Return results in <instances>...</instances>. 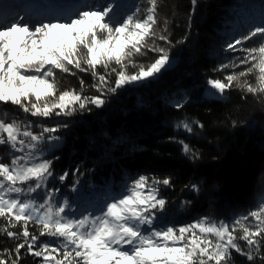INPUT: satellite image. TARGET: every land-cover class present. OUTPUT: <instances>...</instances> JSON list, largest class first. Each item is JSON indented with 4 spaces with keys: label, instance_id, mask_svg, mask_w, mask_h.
<instances>
[{
    "label": "snow or ice",
    "instance_id": "1",
    "mask_svg": "<svg viewBox=\"0 0 264 264\" xmlns=\"http://www.w3.org/2000/svg\"><path fill=\"white\" fill-rule=\"evenodd\" d=\"M147 3L143 18L133 13L115 24L112 5L106 3L77 11L75 18L64 17L63 22L0 24V104L17 106L39 118L71 116L88 104L103 106L100 96L83 95V80L80 91H58L57 69L90 71L97 81L92 87L101 95L155 77L170 65L171 58L165 48L148 43L156 37L158 21L157 0ZM257 36L262 41L259 47H237ZM158 39L169 42L166 35ZM238 50L245 53L239 64L229 60L214 71L246 67L222 80L209 78L206 91L223 96L236 87L264 94V26L233 37L222 49L225 53ZM149 51L158 53L149 64L132 59ZM129 66L135 71L129 73ZM98 67L104 69L103 74ZM112 73L115 86H109L107 79ZM250 75L255 76V84L246 79ZM187 102L186 94L167 101L176 109ZM193 124L203 128L199 121H180L176 127L191 133ZM33 127L31 122L0 118V145L10 148L7 155L11 157L10 162L0 159V218L4 222L0 234L15 242L12 249L0 250V264H22L24 255L41 258L42 264H235L233 253L250 264H264V203L230 222L201 217L178 228L157 229L153 210L165 207L159 186L170 187V177L139 175L98 214L69 216L67 199L59 202V189L48 187L54 173L53 159L47 156L51 145L60 140L53 134L61 126L38 125L39 131ZM178 143L190 160L199 158L189 144ZM67 176L64 172L58 179L63 182ZM191 188L198 190L195 184ZM33 226L34 231L30 230Z\"/></svg>",
    "mask_w": 264,
    "mask_h": 264
},
{
    "label": "trees",
    "instance_id": "2",
    "mask_svg": "<svg viewBox=\"0 0 264 264\" xmlns=\"http://www.w3.org/2000/svg\"><path fill=\"white\" fill-rule=\"evenodd\" d=\"M147 7V0H131L112 23L133 13L143 18ZM156 19V37L149 38L148 43L165 48L174 62L155 77L127 84L115 93L105 90L101 95L92 87L97 81L90 71L55 70L58 91H80L83 80V95L100 96L105 103L101 107L88 104L71 116L33 117L43 126H61L56 133L62 143L47 156L53 159L54 173L48 187L59 189V202L67 199L66 213L70 215L104 184L114 188L124 182L131 184L139 175L170 177V187L159 186L166 203L162 210H153L157 229L178 228L201 217L230 222L264 203V94L253 95L233 87L222 97H209L206 86L209 78L222 80L246 67L214 71L229 60L239 64L244 52L225 53L222 49L233 37L264 26V0H197L195 6L192 0H157ZM160 35H166L169 42L158 39ZM261 42L257 36L237 47H259ZM157 55L149 51L132 59L137 64H149ZM97 70L104 73L103 68ZM128 70L135 71L131 66ZM107 79L109 86H115L114 73ZM246 79L255 84L254 75ZM185 94L188 102L183 108L167 103ZM0 110L11 118L21 116V109L10 104H0ZM180 121H199L203 128L193 124L189 133L176 127ZM178 141L189 144L199 158L193 162L185 156ZM9 150L0 145L4 162ZM64 172L68 176L60 182L58 177ZM193 184L198 190L191 188ZM3 224L0 218V226ZM14 244L0 234V250L12 249ZM233 257L235 264H250L238 254L233 253ZM256 259L259 262L260 257ZM22 264L42 262L41 258L24 255Z\"/></svg>",
    "mask_w": 264,
    "mask_h": 264
},
{
    "label": "rangeland",
    "instance_id": "3",
    "mask_svg": "<svg viewBox=\"0 0 264 264\" xmlns=\"http://www.w3.org/2000/svg\"><path fill=\"white\" fill-rule=\"evenodd\" d=\"M93 2V4L90 5V2ZM111 4L112 8H113V12L110 13V15L113 17V19H115L119 13H122L126 7H129V5L131 4V0H74L72 2H68L65 0H63L62 2H52V1H42V0H0V11H7V9H20L21 7L24 8L25 5L27 4H31V5H35V6H42V7H47V8H59L60 10L63 9L64 7L67 8L66 12L62 15V16H54L51 18H47V17H39V19L34 20V18H30L29 15L27 16V19L24 22H21V17L20 15L18 16V13L16 15L14 12V18L13 20L17 21V22H21V23H31V24H35L37 21L39 22H43V23H47L49 22V20H52L53 22H55L56 20H61V22H63V18L64 17H71V18H75L74 13H76L77 11H81V10H88L90 6H98L100 4ZM12 15V17H13ZM12 17H8L6 21H4L3 23L0 24H8L11 23ZM112 19V20H113ZM34 20V21H33ZM171 58V57H170ZM173 59L171 58V63L170 65L173 63ZM129 71V70H128ZM130 73V71H129ZM136 83H131L128 85H134ZM208 85L206 86L207 89ZM207 96L211 97V96H216V97H222L219 94H215L213 95L212 93H209L208 91H206ZM4 111L0 110V118L6 119V118H11V116L9 114H7V116H4ZM9 118V119H10ZM17 120L18 122L23 123H27V122H31L34 127V129H37V131H39V127H36L38 125H42V124H38L36 123V121L33 119V117L29 114V113H24L21 110V116L18 117H12L9 121L11 120ZM55 134V133H54ZM53 134V135H54ZM62 143V140H59V142L53 143L51 145V147L49 148V152H51L52 150L56 149L57 147H59ZM10 151V150H9ZM8 156V155H6ZM2 158V156L0 157ZM11 157L8 156L7 162H10ZM127 185V183H122L120 186L117 187H113V186H109V184H104L102 187H99L98 189H94L95 191H93L94 193L89 197L86 198L85 203L80 206L76 211L71 212L69 216L71 217H79L82 213L83 214H88L89 212L94 213V214H98V210L100 208H102L107 202H111L112 198L114 197H118L124 190L125 187ZM161 198V197H160ZM213 220L217 221L215 218L210 217ZM219 222V221H217Z\"/></svg>",
    "mask_w": 264,
    "mask_h": 264
},
{
    "label": "bare ground",
    "instance_id": "4",
    "mask_svg": "<svg viewBox=\"0 0 264 264\" xmlns=\"http://www.w3.org/2000/svg\"><path fill=\"white\" fill-rule=\"evenodd\" d=\"M18 9H7V11H0V17L1 20H5L4 18H8L14 14L15 11ZM67 8L59 9V8H47V7H42V6H35L31 4H27L24 6V8H21V11L23 12V17L21 18V22H24L27 19V16L34 18V19H39V17H47L51 18L54 16H62L66 12ZM20 22V23H21Z\"/></svg>",
    "mask_w": 264,
    "mask_h": 264
},
{
    "label": "built area",
    "instance_id": "5",
    "mask_svg": "<svg viewBox=\"0 0 264 264\" xmlns=\"http://www.w3.org/2000/svg\"><path fill=\"white\" fill-rule=\"evenodd\" d=\"M54 135L58 136V134H57V133H55ZM58 137H59V136H58Z\"/></svg>",
    "mask_w": 264,
    "mask_h": 264
}]
</instances>
